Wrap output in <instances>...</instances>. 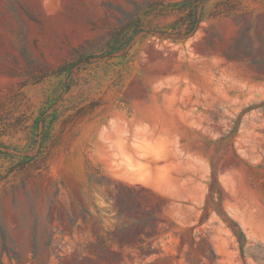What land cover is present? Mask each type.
Masks as SVG:
<instances>
[{"label":"rangeland","instance_id":"1","mask_svg":"<svg viewBox=\"0 0 264 264\" xmlns=\"http://www.w3.org/2000/svg\"><path fill=\"white\" fill-rule=\"evenodd\" d=\"M181 1L0 0V264H264V0Z\"/></svg>","mask_w":264,"mask_h":264},{"label":"trees","instance_id":"2","mask_svg":"<svg viewBox=\"0 0 264 264\" xmlns=\"http://www.w3.org/2000/svg\"><path fill=\"white\" fill-rule=\"evenodd\" d=\"M206 0H182L181 3L184 8L189 9L191 13H194L196 17V23H199L202 18V11L204 9V3ZM195 29L197 27H194Z\"/></svg>","mask_w":264,"mask_h":264}]
</instances>
